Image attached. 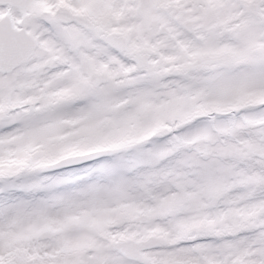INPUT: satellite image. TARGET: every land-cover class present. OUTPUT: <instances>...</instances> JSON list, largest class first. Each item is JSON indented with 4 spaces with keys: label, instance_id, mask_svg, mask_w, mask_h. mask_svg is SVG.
<instances>
[{
    "label": "snow or ice",
    "instance_id": "obj_1",
    "mask_svg": "<svg viewBox=\"0 0 264 264\" xmlns=\"http://www.w3.org/2000/svg\"><path fill=\"white\" fill-rule=\"evenodd\" d=\"M0 264H264V0H0Z\"/></svg>",
    "mask_w": 264,
    "mask_h": 264
}]
</instances>
